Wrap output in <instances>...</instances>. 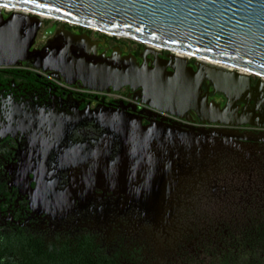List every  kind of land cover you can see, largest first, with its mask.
I'll return each mask as SVG.
<instances>
[{
    "label": "flooded vegetation",
    "instance_id": "flooded-vegetation-1",
    "mask_svg": "<svg viewBox=\"0 0 264 264\" xmlns=\"http://www.w3.org/2000/svg\"><path fill=\"white\" fill-rule=\"evenodd\" d=\"M63 26L95 53L141 58L143 45ZM206 83L204 102L222 107ZM0 264H264V123L178 116L127 86L0 63Z\"/></svg>",
    "mask_w": 264,
    "mask_h": 264
},
{
    "label": "water",
    "instance_id": "water-1",
    "mask_svg": "<svg viewBox=\"0 0 264 264\" xmlns=\"http://www.w3.org/2000/svg\"><path fill=\"white\" fill-rule=\"evenodd\" d=\"M0 4L30 10L20 13L0 8V63L19 59L52 69L71 83L80 80L97 90L127 86L141 100L178 116L188 110L205 121L227 124L264 123V0H0ZM41 12L62 23L44 28L52 32L45 43L30 49L42 20ZM2 13L5 16H2ZM63 23L94 27L107 35L143 44L140 60L113 47L95 53L86 34L72 33ZM111 32V33H107ZM163 46L151 50L142 42ZM97 44V41H96ZM172 49L190 54L176 56ZM153 54L150 63L144 58ZM196 56L247 69L256 76L203 64ZM206 83L224 104L204 102L200 86ZM242 103L240 110H237Z\"/></svg>",
    "mask_w": 264,
    "mask_h": 264
},
{
    "label": "bare ground",
    "instance_id": "bare-ground-1",
    "mask_svg": "<svg viewBox=\"0 0 264 264\" xmlns=\"http://www.w3.org/2000/svg\"><path fill=\"white\" fill-rule=\"evenodd\" d=\"M0 8L6 9V10H14V11L20 12V13H30L31 12L30 10H27V9L15 8V7H10L8 5H2V4H0ZM32 13L36 14L38 18H44L45 15H47V14H43L41 12H32ZM50 18H52V17H50ZM88 27L95 29L94 27H91V26H88ZM107 33H111V32H107ZM114 35L118 36L117 34H114ZM142 42L145 44L146 47H148V48H150L151 50H154V51L161 50V49L164 48L160 44H157V43H154V42H151V41L143 40ZM171 53L175 54L176 56L183 57V58L190 57L189 53L184 52V51H180V50H176V49H172ZM196 58H197V60L201 61L203 64L215 66V67L222 68V69H225V70H235L236 72L241 73V74H246V75H250L251 74V72L249 70H247V69H243V68H240V67H234V66H232L230 64H225V63H222V62H219V61H216V60H212V59H208V58H204V57L196 56ZM258 77L260 78V80L264 81V75L260 74Z\"/></svg>",
    "mask_w": 264,
    "mask_h": 264
},
{
    "label": "rangeland",
    "instance_id": "rangeland-1",
    "mask_svg": "<svg viewBox=\"0 0 264 264\" xmlns=\"http://www.w3.org/2000/svg\"><path fill=\"white\" fill-rule=\"evenodd\" d=\"M56 23H60L61 21H57V20H54L52 18H50L48 15H45L44 19L42 20V23L41 24H44V25H48L52 22H55ZM62 23V22H61ZM43 26L40 25L39 29H41ZM38 29V30H39ZM93 29V28H91ZM97 35H103V36H106L107 37V41L109 44H116V45H123V46H126L127 48H133V47H136L138 45H143L141 42L139 41H136V40H133V39H128V38H124V37H120V36H113V35H107V34H104L98 30H96V36ZM163 51V49H161V52ZM188 60H192V58H188ZM256 76L250 74V82H253L255 80Z\"/></svg>",
    "mask_w": 264,
    "mask_h": 264
}]
</instances>
